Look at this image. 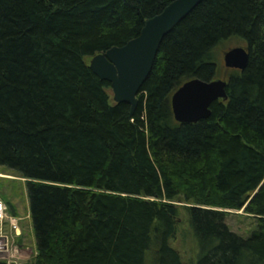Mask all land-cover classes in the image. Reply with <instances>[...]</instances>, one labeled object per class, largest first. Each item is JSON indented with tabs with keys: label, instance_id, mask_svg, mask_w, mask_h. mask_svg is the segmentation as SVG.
<instances>
[{
	"label": "trees",
	"instance_id": "16d2710c",
	"mask_svg": "<svg viewBox=\"0 0 264 264\" xmlns=\"http://www.w3.org/2000/svg\"><path fill=\"white\" fill-rule=\"evenodd\" d=\"M172 1L0 0V168L25 180L27 264H264V0L200 1L163 37L132 114L86 61ZM236 46L244 69L218 56ZM223 67L226 100L176 121L173 92ZM240 209L248 236L226 222ZM182 213L188 263L172 244Z\"/></svg>",
	"mask_w": 264,
	"mask_h": 264
},
{
	"label": "water",
	"instance_id": "95a60500",
	"mask_svg": "<svg viewBox=\"0 0 264 264\" xmlns=\"http://www.w3.org/2000/svg\"><path fill=\"white\" fill-rule=\"evenodd\" d=\"M202 0H173L159 14L147 19L137 37L121 47H112L95 54L89 68L102 80L110 83L115 102L130 105V114L138 103V92L148 77L163 37ZM227 67L244 69L248 52L236 46L225 51ZM227 81L220 78L203 81L190 79L171 95L174 118L180 123H193L210 115L214 100H226ZM7 264H16L9 262ZM25 264V263H20Z\"/></svg>",
	"mask_w": 264,
	"mask_h": 264
},
{
	"label": "rangeland",
	"instance_id": "374dc122",
	"mask_svg": "<svg viewBox=\"0 0 264 264\" xmlns=\"http://www.w3.org/2000/svg\"><path fill=\"white\" fill-rule=\"evenodd\" d=\"M226 49V47L219 48L218 56L223 58ZM90 59L91 58H87L86 61L89 63ZM226 74L225 67H223L217 78L224 79L226 78ZM0 197L6 205L7 213L18 221L17 230L7 222L4 224L3 233L7 234L9 240L8 258H10L11 262H15L16 264H27L32 261L36 254V250L32 223L29 216L25 180L16 176L11 171L0 168ZM174 203L181 208L191 205V203H186L180 199L177 201L174 200ZM182 214L183 221L179 226L177 236L172 240V244L180 251L183 262L188 263L193 259L195 246L191 235L188 233L186 216L184 213ZM226 222L230 229L240 236H248L250 231L256 227L255 219L243 209L228 210ZM183 234H186L185 238ZM4 257L5 255L0 254V258ZM7 263L6 261V264Z\"/></svg>",
	"mask_w": 264,
	"mask_h": 264
},
{
	"label": "built area",
	"instance_id": "2783aa9c",
	"mask_svg": "<svg viewBox=\"0 0 264 264\" xmlns=\"http://www.w3.org/2000/svg\"><path fill=\"white\" fill-rule=\"evenodd\" d=\"M9 223L10 226H12L14 229H18V221L16 219H13L12 216H10L7 213L6 210V205L4 204V202L2 201L1 197H0V253H5L7 254V256H5L4 258H0V259H4L6 260L8 263L11 262L8 254V246H9V240H8V236L7 234H4V224L5 223Z\"/></svg>",
	"mask_w": 264,
	"mask_h": 264
},
{
	"label": "bare ground",
	"instance_id": "6f19581e",
	"mask_svg": "<svg viewBox=\"0 0 264 264\" xmlns=\"http://www.w3.org/2000/svg\"><path fill=\"white\" fill-rule=\"evenodd\" d=\"M0 254L7 256V254H5V253H0Z\"/></svg>",
	"mask_w": 264,
	"mask_h": 264
}]
</instances>
